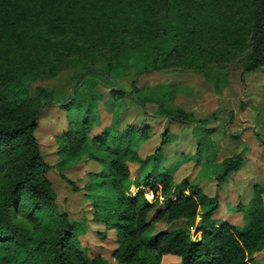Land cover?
I'll return each mask as SVG.
<instances>
[{
    "label": "trees",
    "instance_id": "trees-1",
    "mask_svg": "<svg viewBox=\"0 0 264 264\" xmlns=\"http://www.w3.org/2000/svg\"><path fill=\"white\" fill-rule=\"evenodd\" d=\"M154 36L160 38L159 46L175 42L179 48L185 43L199 68L207 62H197L203 49L199 44L193 46L225 38L236 54L247 49L240 68L252 72L264 66V0H0V264H109L79 246L77 233L83 223L57 207V195L47 177L51 165L35 136L42 108L52 103L66 112H77V118L68 120L56 135L59 160L55 166L60 171L76 163L87 147L95 156L104 154L109 159L99 170L88 172L84 197L93 205V219L104 226L98 232L100 238H105L106 229L114 231L116 261L162 264V257L169 254L178 258V264H251V255L264 246V189L258 184L253 185L247 205L234 207L242 213L241 225L215 220L216 195L208 197L188 177L176 182L170 172L158 170L157 160L169 141L167 133L155 149L152 169L137 179L139 188L134 194L125 191L129 178L125 160L137 158L132 149L134 133L146 131L147 123L118 129L120 113L114 111L113 125L91 135L93 126L100 123L96 102L102 94L95 87L97 82L109 90L113 100L127 96L144 113L169 116L203 129L204 133L194 130L197 160L209 143L208 125L216 121L217 111L191 119L174 103L175 86L140 87L137 76L141 72L126 89L112 76V60L77 72L63 98L55 99L52 91L42 87L35 96L16 87L14 68L33 69L40 77L58 72L48 65L37 67L45 55L94 53L112 37L120 44L130 37ZM142 54L147 64L157 66L158 54L151 57L146 49ZM133 56V52L126 55ZM84 87L90 88L85 91ZM150 92L162 101L157 110L148 112L147 101L153 99ZM252 130L264 148V135ZM246 152L245 146L224 160L218 183L240 169ZM145 187L153 194L151 200L145 196ZM200 208L204 210L194 228L199 238L193 239L185 227L149 234L156 222L194 218Z\"/></svg>",
    "mask_w": 264,
    "mask_h": 264
},
{
    "label": "rangeland",
    "instance_id": "rangeland-1",
    "mask_svg": "<svg viewBox=\"0 0 264 264\" xmlns=\"http://www.w3.org/2000/svg\"><path fill=\"white\" fill-rule=\"evenodd\" d=\"M159 39L158 36L152 39L130 37L119 44L112 37L105 45L100 43L102 48L94 53H73L67 57L45 55L38 59L37 67L48 65L56 68L58 72L50 77H40L33 69L14 68L13 76L18 80L16 87L27 89L32 96L39 94V88L42 87L52 91L55 99L63 98L71 90V78L77 72L112 60V76L126 89L130 87L135 75L141 72L137 76L140 87L175 86L174 103L191 119L206 118L217 111L216 121L208 125L211 129L209 143L205 146L203 157L197 160V133L194 130L196 128L197 132L204 133L203 129L192 123L176 121L169 116L144 113L127 96L121 101L113 100L109 90L97 82L95 87L102 94V99L96 102L100 123L93 126L91 135L96 136L103 127L113 125L114 111L120 113L118 129H123L128 124L140 127L147 123L146 131L139 130L134 133L132 149L137 158L125 160L129 170L125 191L134 194L133 191L139 188L137 179L152 169L155 149L160 144L162 134L167 133L169 141L164 145L159 161L157 160L158 170L170 172L176 182L188 177L208 197L216 195L219 206L213 218L241 225L242 213L236 212L234 207L238 204L247 205L254 194V184L264 189V148L252 130L253 128L264 135V66L252 72H243L240 65L245 61L247 49L236 54L233 49L229 50L225 38L218 37L193 46L199 44L203 49L196 57L197 62H207L206 66L199 68L193 58L195 54L189 57L190 51L185 43L179 48L175 42L159 46ZM143 49L151 57L158 54L156 67L147 64V59L142 57ZM172 49L175 50L170 54ZM131 52L134 56L126 57ZM89 88L84 87V90L88 91ZM156 92H150L153 99L147 101L148 112L157 110L160 106L162 97ZM76 118L75 110L66 112L56 103L41 110L35 136L42 154L51 165L47 177L57 195V207L67 210L71 218L83 223L77 233L79 246L88 248L89 256L99 255L109 264H123L113 257L112 252L117 246L114 231L106 229L105 238H100L98 232L103 231L104 226L93 219V205L84 197L88 172L99 170L107 165L109 159L104 154L95 156V152L87 147L73 165L61 171L55 166L59 160L56 135L67 127L68 120ZM231 133L238 135L233 137ZM245 146L247 152L243 166L231 173L226 181L218 183L216 177L224 160ZM70 182L77 189H73ZM144 193L148 199H152L153 194L149 188L145 187ZM159 198L161 200V196ZM203 210L204 208H200L194 218H181L169 223L156 222L149 234L185 227L192 233V238L197 239L200 232L194 231V228L199 224ZM251 258V264H264V246L256 250ZM161 262L178 264V258L167 254L162 257Z\"/></svg>",
    "mask_w": 264,
    "mask_h": 264
},
{
    "label": "crops",
    "instance_id": "crops-1",
    "mask_svg": "<svg viewBox=\"0 0 264 264\" xmlns=\"http://www.w3.org/2000/svg\"><path fill=\"white\" fill-rule=\"evenodd\" d=\"M242 166H243V165H242ZM242 166H241V167H242ZM241 167H240V168H241ZM235 172H236V171H235Z\"/></svg>",
    "mask_w": 264,
    "mask_h": 264
}]
</instances>
